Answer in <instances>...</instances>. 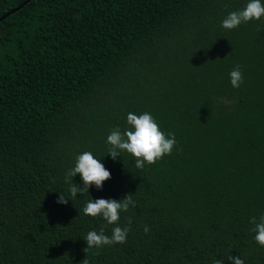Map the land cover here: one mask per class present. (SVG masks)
I'll list each match as a JSON object with an SVG mask.
<instances>
[{"label": "trees", "instance_id": "1", "mask_svg": "<svg viewBox=\"0 0 264 264\" xmlns=\"http://www.w3.org/2000/svg\"><path fill=\"white\" fill-rule=\"evenodd\" d=\"M22 1L0 0V15ZM247 2L28 0L0 20V264H81L87 232L126 218V242L88 264H264L249 223L264 214V16L221 26ZM145 112L174 133L171 154L113 160L107 136ZM85 151L111 178L74 198L65 175ZM127 194L118 224L83 214Z\"/></svg>", "mask_w": 264, "mask_h": 264}, {"label": "clouds", "instance_id": "2", "mask_svg": "<svg viewBox=\"0 0 264 264\" xmlns=\"http://www.w3.org/2000/svg\"><path fill=\"white\" fill-rule=\"evenodd\" d=\"M264 16V4L261 0H248L246 5L238 11L230 12L221 22L224 29H234L241 23L250 20H259ZM226 57V56H225ZM241 66H235L230 72V84L233 88L240 87L243 82V75L240 70ZM129 129L121 132L119 127L113 128L106 138V143L110 145L108 154L113 160L120 157V152L125 151L135 158V167L143 169L145 163L153 164L165 155H170L172 149L176 145L174 133L169 132L167 136L160 130L158 123L150 113L133 114L128 113L126 117ZM80 175L82 185L73 183V177ZM111 178V173L100 162V159L85 151L75 157L74 167L70 168L65 175V181L69 184V193L72 197H76L77 193L81 195L87 193L91 186L101 189L103 182ZM58 204H67V199L63 194L59 193L56 201ZM135 201L132 194H127L119 201L114 199L99 198L93 200L90 198L83 206V214L87 216H100L107 224H118L120 212H127L129 206L135 207ZM127 219V226H116L112 229L111 236L105 234L104 226H101L99 232L91 230L87 232L83 238L86 241L84 248L85 259L81 264H88L86 253L91 248H101L105 245H113L117 243H125L130 231L131 220ZM249 223L253 225L250 229L255 235L254 241L261 247H264V214L259 217H250ZM149 231L148 226H144V232ZM230 264H244V260L238 256H227ZM211 264H224L223 260L213 258Z\"/></svg>", "mask_w": 264, "mask_h": 264}, {"label": "water", "instance_id": "3", "mask_svg": "<svg viewBox=\"0 0 264 264\" xmlns=\"http://www.w3.org/2000/svg\"><path fill=\"white\" fill-rule=\"evenodd\" d=\"M28 0H23L21 3H19L16 7H13L12 9L8 10L7 12L0 15V20H2L4 17H6L8 14L14 12L16 9L24 5Z\"/></svg>", "mask_w": 264, "mask_h": 264}]
</instances>
